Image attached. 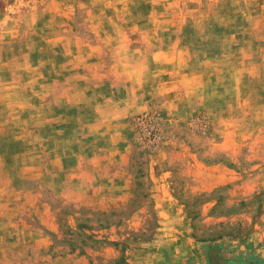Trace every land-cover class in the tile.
<instances>
[{"label":"rangeland","instance_id":"374dc122","mask_svg":"<svg viewBox=\"0 0 264 264\" xmlns=\"http://www.w3.org/2000/svg\"><path fill=\"white\" fill-rule=\"evenodd\" d=\"M76 251L264 264V0H0V264Z\"/></svg>","mask_w":264,"mask_h":264},{"label":"trees","instance_id":"16d2710c","mask_svg":"<svg viewBox=\"0 0 264 264\" xmlns=\"http://www.w3.org/2000/svg\"><path fill=\"white\" fill-rule=\"evenodd\" d=\"M152 120H147V118H141L140 123H139V128L142 129L143 131H149L151 125H152ZM117 244V243H114ZM206 255L209 257L214 255V252L217 251L218 247L217 244L215 243L214 239L207 240L206 244ZM220 258H218L219 260ZM217 260V261H218ZM249 262H254V264H259L260 262L258 261H249ZM126 264L125 262V257L123 255H120V257L116 260V264Z\"/></svg>","mask_w":264,"mask_h":264},{"label":"crops","instance_id":"0c3cea01","mask_svg":"<svg viewBox=\"0 0 264 264\" xmlns=\"http://www.w3.org/2000/svg\"><path fill=\"white\" fill-rule=\"evenodd\" d=\"M67 196V193L64 194ZM48 264H88V259L80 251L70 252L65 256H55L48 261Z\"/></svg>","mask_w":264,"mask_h":264},{"label":"water","instance_id":"95a60500","mask_svg":"<svg viewBox=\"0 0 264 264\" xmlns=\"http://www.w3.org/2000/svg\"><path fill=\"white\" fill-rule=\"evenodd\" d=\"M217 264H254V262H249L245 260H234V259H219Z\"/></svg>","mask_w":264,"mask_h":264}]
</instances>
